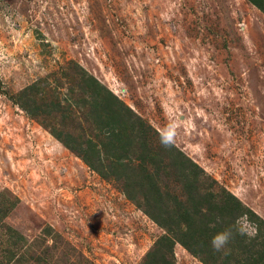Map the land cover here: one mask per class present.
<instances>
[{
    "label": "rangeland",
    "instance_id": "374dc122",
    "mask_svg": "<svg viewBox=\"0 0 264 264\" xmlns=\"http://www.w3.org/2000/svg\"><path fill=\"white\" fill-rule=\"evenodd\" d=\"M28 86L21 100L35 118L18 107ZM108 94L153 130L142 137L162 168L161 193L185 202L170 167L182 155L197 167L201 195L224 190L252 212L235 229L264 226V13L247 0H0L4 249L56 240L72 248L67 264H140L164 234L141 198L137 207L123 194L122 165L117 180H103L52 136L103 131L104 140L108 123L100 131L91 106ZM169 126L177 134L165 148ZM137 145L123 162L137 158ZM173 253L174 264H203L178 244ZM227 253L232 263L248 258Z\"/></svg>",
    "mask_w": 264,
    "mask_h": 264
},
{
    "label": "trees",
    "instance_id": "16d2710c",
    "mask_svg": "<svg viewBox=\"0 0 264 264\" xmlns=\"http://www.w3.org/2000/svg\"><path fill=\"white\" fill-rule=\"evenodd\" d=\"M247 1L264 13V0ZM89 81L98 87L94 79L91 78ZM30 89L31 86H28L18 94L17 99L21 101L20 104L18 103V107L35 118V114L28 111L24 101L21 100ZM108 95L109 100L95 97L91 106L100 131L108 123L104 140L100 139L103 136V131L97 134V138L94 136V139L87 138L85 140L84 138L79 140L80 137L77 138L71 133L60 131L53 132L52 136L103 180L110 178L117 180L120 169L118 164L122 165L125 175H127L125 180H118L122 183L123 194L136 206L138 198H141L146 207L143 209V213L164 231V234L156 239L144 254L140 264H174L173 248L175 244L180 245L191 255H196L203 264H231V254L227 252L234 249L241 251L248 258L243 262L234 261L235 263L232 264H264V226L259 225L256 235L251 237V240H246L245 250H240L238 244L245 242L246 235L238 234V230H241L240 226L237 225L235 229L234 225L243 216L253 222L252 212L242 208L240 202L224 190L213 194L210 189L201 195L199 192L201 180L199 178L197 180V167L190 159L180 155L178 161L182 159L183 162L178 163L172 160L170 165L175 170L176 184L180 187L179 192L185 198V202L180 203L176 196L168 191L160 192L162 168L157 165L156 159L149 153V144L145 143V138H143L153 130L140 118L134 116L131 110L118 99L111 94ZM113 102L117 104V109L112 104ZM130 116L135 118L134 122ZM135 122L140 124L138 130L134 129ZM127 129L131 132L132 137L126 134ZM136 142L137 150L140 151L137 153V158H125L123 162V158L126 157L123 155L124 149ZM110 152H112L113 159L108 161L106 155ZM185 164L187 166H184ZM200 173L202 174L201 171ZM133 193H137L139 196L135 197ZM167 201L172 205L171 212L166 207ZM204 217H206V221ZM225 229H232L235 233L227 245L231 246L225 250L215 251L211 240L213 236ZM50 232V228L46 227L42 231V236L47 237ZM239 238L242 240L239 241ZM14 243L18 244L19 242ZM61 245L66 249L64 254L56 240H31L24 248L20 249V252L18 251L19 253L8 251L0 244V264H67V252L72 251V248L67 242H63ZM198 252L204 254V257H201Z\"/></svg>",
    "mask_w": 264,
    "mask_h": 264
},
{
    "label": "clouds",
    "instance_id": "9594fccd",
    "mask_svg": "<svg viewBox=\"0 0 264 264\" xmlns=\"http://www.w3.org/2000/svg\"><path fill=\"white\" fill-rule=\"evenodd\" d=\"M176 130L169 126L162 134H161V144L165 147H171L175 141ZM258 226H252L249 223V226L245 230H238V234L247 235L250 238L254 237L257 233ZM234 232L232 229H225L222 232L217 233L213 236L211 240V245L215 251H220L224 249L230 242V240L234 236Z\"/></svg>",
    "mask_w": 264,
    "mask_h": 264
}]
</instances>
